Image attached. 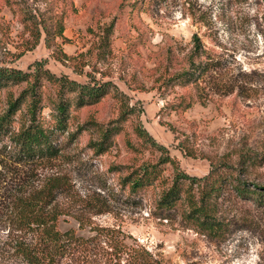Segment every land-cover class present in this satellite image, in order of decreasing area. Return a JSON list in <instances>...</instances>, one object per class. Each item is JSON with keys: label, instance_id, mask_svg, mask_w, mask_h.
Wrapping results in <instances>:
<instances>
[{"label": "rangeland", "instance_id": "1", "mask_svg": "<svg viewBox=\"0 0 264 264\" xmlns=\"http://www.w3.org/2000/svg\"><path fill=\"white\" fill-rule=\"evenodd\" d=\"M59 17L62 37L54 32ZM194 37L200 59H219L222 79L246 81L249 98L210 92V75L200 95L190 83L162 79L197 59ZM35 60L56 75L85 82L87 73L112 87L93 104L71 105L58 138L64 154L50 168L18 162L3 170L0 243L7 238L12 194L31 187L32 171H57L72 185L57 197V228L84 238L58 264H118L110 244L121 249L120 264L130 249L146 251L155 264H264V198L238 190L264 187V0H0V65L26 70ZM22 87L10 89L16 95ZM48 93L44 88L45 121ZM4 95L0 91V107ZM183 97L189 106H178ZM136 125L166 152L138 137ZM112 126L97 150L100 134ZM162 153L190 176L212 169L224 176L216 197L219 231L202 232L185 217L188 197L198 196L188 180L180 181L175 206L160 209L159 197L175 173L171 163L157 162ZM148 164L157 172L149 184L135 190L121 184ZM0 264L19 263L0 255Z\"/></svg>", "mask_w": 264, "mask_h": 264}, {"label": "trees", "instance_id": "2", "mask_svg": "<svg viewBox=\"0 0 264 264\" xmlns=\"http://www.w3.org/2000/svg\"><path fill=\"white\" fill-rule=\"evenodd\" d=\"M55 24V35L62 37V19L57 18ZM44 30L48 32L47 28ZM34 37V43H36L39 33H36ZM101 39L102 44L105 45L106 36ZM194 39L197 40L194 42L193 54L197 55V59L192 60L187 69L174 72L167 78L164 75L162 79L166 83L169 81L181 85L190 83L198 91L197 95H200L202 83L210 75V92L225 90L227 94L235 92L245 99L249 98L247 92L251 87L245 85L246 81L236 78L223 80L221 73L223 66L219 59L210 55V60H201L200 55L203 51L198 38L194 37ZM60 55L68 58V55L61 51ZM252 74L255 75V72L244 75ZM86 75L89 79L85 82H79L65 74L56 75L44 65L43 61L38 60L32 62L26 70L0 65V91L5 92L4 102L0 107V156L3 157L0 159V180L4 176L3 170L9 163L17 165L18 162H29L36 166L37 170L43 166L50 168L53 160L63 156L62 145L58 138L67 129L71 105L79 107L93 104L107 94L112 87L109 81L99 82L87 73ZM20 84H23V87L15 95L10 88ZM44 88L51 91L47 95L51 104L48 121L44 120L42 113ZM114 94L117 97L120 92L115 90ZM184 103L183 97L178 102V106ZM189 105L190 100L185 103V107ZM128 110L130 112V109ZM113 128L112 126L102 131L97 150H103L104 142ZM77 129L80 131V127ZM134 131L138 137L166 152V148L156 143L141 125H136ZM69 134L74 135V133ZM157 162H169L175 167L172 184L162 191L159 197L160 209L166 210L175 206L181 196L180 181L188 180L189 185H197L198 196L197 198L194 195L188 197V210L185 217L202 232L219 231L221 222L217 218L216 197L222 190L224 176L217 173L216 169H212L202 177L190 176L177 169L173 158L163 153ZM155 166L142 165L130 171L122 178L121 184H128L129 188L134 190L149 184L157 175ZM31 178L33 182L28 190H17L9 199L7 238L0 243V255L13 258L19 264H58L69 254L73 246L84 242V238L77 235L72 228L64 231L57 228L59 217L62 215L57 197L70 191L71 181L66 174L57 171L39 175L32 171ZM238 190L240 194L258 193L264 198V187L261 191ZM93 229L98 230L97 227ZM109 247L113 250L115 262L120 264L121 249L116 248L115 244H110ZM139 252L136 249H130L125 263L155 264L145 255L146 251Z\"/></svg>", "mask_w": 264, "mask_h": 264}]
</instances>
